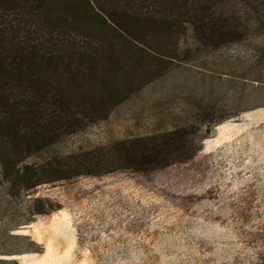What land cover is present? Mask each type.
Instances as JSON below:
<instances>
[{
	"label": "rangeland",
	"instance_id": "374dc122",
	"mask_svg": "<svg viewBox=\"0 0 264 264\" xmlns=\"http://www.w3.org/2000/svg\"><path fill=\"white\" fill-rule=\"evenodd\" d=\"M214 6L220 36L187 23L177 40L146 31L142 55L117 54L96 80L124 86L107 117L78 112L73 132L30 155L0 139V264H264V0ZM123 141L160 152L121 167ZM99 151L114 163L51 179ZM10 162L45 183H13Z\"/></svg>",
	"mask_w": 264,
	"mask_h": 264
},
{
	"label": "trees",
	"instance_id": "16d2710c",
	"mask_svg": "<svg viewBox=\"0 0 264 264\" xmlns=\"http://www.w3.org/2000/svg\"><path fill=\"white\" fill-rule=\"evenodd\" d=\"M216 2L0 0L1 141H15L13 146L18 152L30 155L52 144L62 135L73 132L77 123L82 121L77 117L78 112L87 113V117L91 118L96 114H100L101 118L107 117L109 108L106 105L109 102L104 100L115 101V97L125 91L124 86L111 84L99 89L96 80L104 76L106 69L108 75L115 73L110 63L118 57L117 54L124 51V55H142L145 40L151 36H147L146 31L156 36L160 33L159 28L167 35L157 36L160 41L166 38L177 40L176 30L187 23L207 41L213 36L222 35L224 31L219 27L211 28ZM159 24L161 26L156 27ZM36 27H40L39 37L34 31ZM43 28L45 31L41 30ZM171 48L167 46L165 49L170 53ZM158 55L171 58L164 54ZM67 75H73L69 83L72 90L65 93L62 79ZM85 85L88 86L85 92H90L88 95L94 99L79 108L74 104L75 98L77 95L81 98V89ZM76 88H79V92ZM137 143L142 144L143 141ZM130 144L128 141L120 143L124 163L117 164L121 167L145 168L160 152L156 149L158 152L148 154L140 147L132 148ZM4 159L7 162V157L1 162L4 163ZM107 159L108 156L100 151L95 154L89 152L80 158L73 171L53 170L57 176L51 179L78 174L82 167L94 173V168L114 163H102ZM50 166L47 164L46 167ZM17 167L16 163L11 162L2 166L6 174L14 173L13 183H20L27 176L26 173L29 174L27 188L45 183L40 174H30L28 167Z\"/></svg>",
	"mask_w": 264,
	"mask_h": 264
},
{
	"label": "crops",
	"instance_id": "0c3cea01",
	"mask_svg": "<svg viewBox=\"0 0 264 264\" xmlns=\"http://www.w3.org/2000/svg\"><path fill=\"white\" fill-rule=\"evenodd\" d=\"M18 264H22L21 262H19Z\"/></svg>",
	"mask_w": 264,
	"mask_h": 264
}]
</instances>
